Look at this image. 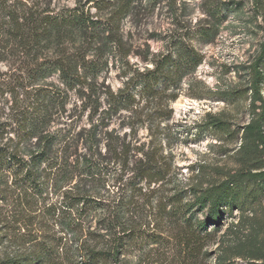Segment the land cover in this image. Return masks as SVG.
<instances>
[{
  "label": "rangeland",
  "instance_id": "obj_1",
  "mask_svg": "<svg viewBox=\"0 0 264 264\" xmlns=\"http://www.w3.org/2000/svg\"><path fill=\"white\" fill-rule=\"evenodd\" d=\"M7 4L17 16L40 8H84L99 21L100 32L88 56L97 52L105 65L94 90L68 89L58 74L26 85L22 65L27 60L4 48L13 43L7 33L11 16L0 11V145L31 162L39 136L24 138L20 112L34 87L64 94L49 111L42 134L52 135L54 145L36 178L0 171V260L37 253L42 263L36 264H86L88 248L112 247L107 228L119 214L121 222L138 230L139 241L119 255L118 264H263L264 179L248 183L260 191L257 199L243 214L227 216L205 246L208 255L198 260L188 258L171 209L175 200H192L194 188L264 166L260 148L249 156L241 148L244 126L263 110L261 102H251L250 83L264 42V0ZM187 48L201 58L195 67L185 59ZM167 55L177 65L144 90L142 74ZM124 89L135 100L112 109L106 91ZM261 94L264 98V83ZM210 116L222 120L224 128L212 127ZM142 167L154 171L152 177L142 179ZM85 196L100 200L102 207L79 213L73 206Z\"/></svg>",
  "mask_w": 264,
  "mask_h": 264
},
{
  "label": "trees",
  "instance_id": "obj_2",
  "mask_svg": "<svg viewBox=\"0 0 264 264\" xmlns=\"http://www.w3.org/2000/svg\"><path fill=\"white\" fill-rule=\"evenodd\" d=\"M8 1L10 0H0V11L11 16L10 30L7 33L13 43L8 48L5 44L4 48L12 57H23L27 60L22 65L26 85L33 86L40 80L58 74L61 82L68 89L87 86L94 90L96 79L105 65L97 52L92 57L88 56L92 45L100 37L99 21L93 19V16L80 6L63 8L56 12L48 8H40L17 16L10 10ZM78 39L81 42L76 45ZM184 56L188 63L191 62V67L193 65L195 67L201 61L199 54L193 48H187ZM170 58L169 55L162 57L154 70L142 74L143 81L146 83L143 86L144 90L159 78H167L168 70L165 69L170 67L172 70L177 65V62L171 61ZM263 65L264 42L259 55L252 63L250 83L251 102L253 105L261 102L263 110L258 119L244 126L241 148L245 156L255 153L256 147L264 152V98L261 94L264 83ZM34 88L23 111L20 112L19 121L22 126L21 133L25 139L39 136V146L37 144L38 147L30 151L31 162L22 161L16 151L0 145V171L10 169L31 179L36 178L39 166L50 159V149L54 145L53 137L42 133L50 120V109L60 105L64 99L61 90L44 86ZM106 94L111 108L116 110L135 100L128 89L120 90L119 93L107 90ZM209 124L212 127L224 128L225 123L216 116H210ZM142 170V179H148L152 177L151 174H154L149 167H142ZM263 179L264 166L256 168L255 171L246 169L227 173L218 183L203 189L194 188L192 200L187 202L182 199L175 200L171 209L172 218L179 223L181 243L186 249L185 252H188L189 259L198 260L201 254L208 255V252H204L205 246L221 231L227 216L234 211L243 214L248 209L249 203L257 199L260 191L250 188L248 183ZM101 204L100 200L85 196L79 198L73 207L76 206V210L79 209V213H82L86 210L101 208ZM196 212H199L202 218ZM107 229L112 233V247L88 248L85 252L86 258L83 260L86 264L117 263L120 261L119 255L128 246H134L139 241L138 230L121 222L119 214L115 215ZM37 262L42 263V256L37 253L0 260V264H36Z\"/></svg>",
  "mask_w": 264,
  "mask_h": 264
}]
</instances>
